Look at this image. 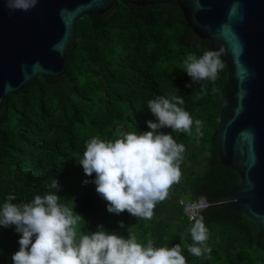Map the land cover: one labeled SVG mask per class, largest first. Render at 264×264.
I'll use <instances>...</instances> for the list:
<instances>
[{
    "label": "trees",
    "instance_id": "16d2710c",
    "mask_svg": "<svg viewBox=\"0 0 264 264\" xmlns=\"http://www.w3.org/2000/svg\"><path fill=\"white\" fill-rule=\"evenodd\" d=\"M176 1L140 7L116 0L104 14L83 17L74 24L79 42L66 52L64 75L37 77L6 97L0 109V209L9 195L16 197L12 203L22 204L36 195L56 193L48 185L57 179L58 202L86 221L79 223V235L103 225L108 233L123 238L131 234L144 246L149 241L154 247L181 244L187 264H264L261 229L225 204H213L197 216L209 230L210 258L188 251L194 220L184 215L180 202L204 197L212 204L240 178L218 157L219 114L231 89L227 69L224 66L215 81L192 83L183 61L189 54L201 57L209 44L186 26ZM157 96L182 97L184 103L178 106L194 121L190 135L158 130L184 145L180 179L156 204L151 219L126 211L109 213L91 182L95 173L86 176L79 164L86 143L150 131L147 122L156 118L147 102ZM196 120L202 122V135L196 132ZM20 238L15 226L0 227V264H13Z\"/></svg>",
    "mask_w": 264,
    "mask_h": 264
},
{
    "label": "water",
    "instance_id": "95a60500",
    "mask_svg": "<svg viewBox=\"0 0 264 264\" xmlns=\"http://www.w3.org/2000/svg\"><path fill=\"white\" fill-rule=\"evenodd\" d=\"M116 0H38L10 12L0 0V109L37 77L59 78L67 50L79 42L74 24L102 15ZM146 7L172 0H122ZM186 26L220 55L230 90L217 132L223 167L240 183L211 205L225 204L257 224L264 241V0H177Z\"/></svg>",
    "mask_w": 264,
    "mask_h": 264
},
{
    "label": "clouds",
    "instance_id": "9594fccd",
    "mask_svg": "<svg viewBox=\"0 0 264 264\" xmlns=\"http://www.w3.org/2000/svg\"><path fill=\"white\" fill-rule=\"evenodd\" d=\"M37 3L38 0H6L10 12L29 11ZM222 51H206L199 58L189 54L184 59V72L192 83L217 79L224 67L220 59ZM192 83L185 87H191ZM183 103L180 96H157L147 102L156 118V122H147L150 131L129 133L114 142L92 138L86 143L79 164L86 176L95 173L91 182L107 202L109 213L119 215L126 211L138 219H151L156 204L166 199L171 186L179 181L184 145L177 143L172 134L158 130L170 128L173 133L191 134L194 121L189 112L178 106ZM201 124L200 120L195 121L198 135H202ZM48 187L56 193L36 195L31 203L22 204L12 203L16 197L9 195L0 209V227L15 226L21 234L19 250L12 256L13 264H187L181 244L154 247L149 241L144 246L131 234L123 238L108 233L103 225L94 232L79 235L78 225L86 221L58 202L61 197L57 193L61 189L57 179ZM119 226L123 228V222ZM189 231L193 243L188 251L196 257L208 254L210 258L209 230L203 217L194 218Z\"/></svg>",
    "mask_w": 264,
    "mask_h": 264
},
{
    "label": "built area",
    "instance_id": "2783aa9c",
    "mask_svg": "<svg viewBox=\"0 0 264 264\" xmlns=\"http://www.w3.org/2000/svg\"><path fill=\"white\" fill-rule=\"evenodd\" d=\"M204 201H206V198L199 197L198 199L194 201L189 202H180V204L183 205V213L188 218L189 221L194 220V218H197V216L206 209L204 206ZM208 208V207H207Z\"/></svg>",
    "mask_w": 264,
    "mask_h": 264
}]
</instances>
